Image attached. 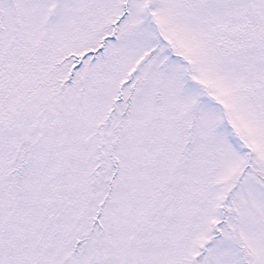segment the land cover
<instances>
[{
    "label": "snow or ice",
    "instance_id": "1",
    "mask_svg": "<svg viewBox=\"0 0 264 264\" xmlns=\"http://www.w3.org/2000/svg\"><path fill=\"white\" fill-rule=\"evenodd\" d=\"M0 264H264V0H0Z\"/></svg>",
    "mask_w": 264,
    "mask_h": 264
}]
</instances>
